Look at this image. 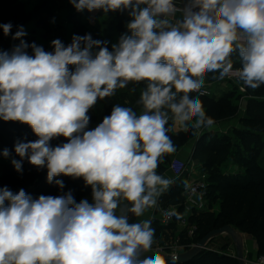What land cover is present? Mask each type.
I'll return each instance as SVG.
<instances>
[{"label":"clouds","instance_id":"clouds-1","mask_svg":"<svg viewBox=\"0 0 264 264\" xmlns=\"http://www.w3.org/2000/svg\"><path fill=\"white\" fill-rule=\"evenodd\" d=\"M69 2L77 11L130 9L131 35H122L111 51L86 34L73 35L67 46L54 39L48 52L26 43L20 26L13 36L19 45L0 51V119L25 123L38 137L16 143L21 160L12 164L18 172L27 158L48 169L49 183L60 174L82 177L92 202L77 203L71 192L33 199L23 189H0V264H167L159 254L144 255L154 241L151 220L129 223L115 210L124 199L140 217L172 183L156 171L176 150L165 108L185 131L213 123L199 97L189 95L202 88L205 73L229 74L231 54L238 51L240 80L253 89L264 84V0H189L183 22L166 31H156L167 24L158 17L175 11L173 0ZM0 28L8 35L12 25ZM143 80L149 84L140 98L142 114L116 105L86 130L98 99ZM60 136L68 142L51 146ZM2 154L10 155L7 149Z\"/></svg>","mask_w":264,"mask_h":264},{"label":"trees","instance_id":"trees-1","mask_svg":"<svg viewBox=\"0 0 264 264\" xmlns=\"http://www.w3.org/2000/svg\"><path fill=\"white\" fill-rule=\"evenodd\" d=\"M187 2L189 0H175ZM79 12L69 0H0V25L11 23L12 28L8 35H5L3 28H0V51L11 53L13 36L23 27L26 35L22 39L31 45L43 47L45 50L54 39L62 35L61 29L54 32L53 22L57 16L64 18L70 26L68 34L84 36L90 34L94 40L106 42L109 51L114 44H118L120 37L126 34L127 25L131 21L130 10L105 12L103 20L94 28H88L79 21ZM79 16V17H78ZM30 23V25H28ZM33 24V25H31ZM26 25L28 28H26ZM170 30V28H158L156 31ZM121 36L114 40L113 35ZM41 37L44 42H37ZM35 40V41H34ZM72 40V39H71ZM49 43L47 44V42ZM52 46V45H51ZM98 49H93L95 53ZM29 55H33L32 49H27ZM233 68L241 69L242 61L239 52H233L230 57ZM70 70L75 66L69 65ZM220 71L205 73L204 80H215ZM240 82L243 83L242 80ZM148 80L129 81L123 88H117L114 95L98 99L92 107L93 113L88 114L90 122L86 130L94 129L102 122L105 116L111 114L113 106L131 108L136 114L144 111L140 102L142 92L147 90ZM246 106L243 108V115L239 118L241 125L233 128V135L206 132L194 141L192 158L200 162L201 168L206 172L208 183V205L209 210L203 211L191 217V222L196 223L197 230L192 239L198 242L209 231L223 225H229L235 230L248 234L257 242V256L264 254V84L253 89L246 86ZM173 91L175 89L173 88ZM240 94V95H239ZM183 93L177 94V98ZM191 97H199L207 117L212 121H222L235 118L240 113L241 99L243 94L236 90L224 93L220 98L213 96H201L195 93ZM169 121L166 127L167 133L176 150L194 140L196 130L191 126L187 132L172 130L173 114L167 108ZM227 121V120H226ZM208 126V125H206ZM38 137L31 127L19 121H4L0 119V189L7 188L13 194L23 189L33 199L45 196H60L71 192L77 203L82 199L92 202V189L86 185L84 179L74 178L60 174L48 182L46 167L39 168L29 163L25 158L22 161V171L18 172L12 160H21L15 152L17 142H34ZM67 138L60 136L51 140V146L67 143ZM10 153L8 157L3 156V150ZM171 154H165L157 168V174L161 175L166 169ZM236 165L239 172L229 170L230 166ZM56 180L63 182L61 188L55 183ZM182 187L175 184L164 194L162 205L179 204L182 200ZM5 201V206L8 205ZM211 206L217 210L212 211ZM181 212V208L179 209ZM159 232L155 233L160 237ZM230 239L225 236V242L221 249H203L192 260L184 264H239L236 257H233L227 250ZM209 247V246H208ZM225 250V251H224ZM167 264H179L167 261Z\"/></svg>","mask_w":264,"mask_h":264},{"label":"built area","instance_id":"built-area-1","mask_svg":"<svg viewBox=\"0 0 264 264\" xmlns=\"http://www.w3.org/2000/svg\"><path fill=\"white\" fill-rule=\"evenodd\" d=\"M173 5L175 11L170 14L161 15L158 19L166 20L171 27H179L185 18L186 6L188 3L173 0ZM140 7H144V5H141ZM86 11L88 10L85 9L77 12L84 13ZM238 70L239 69H232L229 74L223 76V79L236 84L239 91L243 94L242 97L245 98L247 97L245 95L246 87L244 83L240 82ZM219 83H221L219 80H204L202 88L199 91H194L192 93L201 96H215L217 94V89L220 86ZM169 167L176 175H181L185 171H190V169L193 168V165L186 167L180 160L172 158ZM207 186L206 174H202L196 181L182 186L181 194L183 200L179 204H160L158 206L160 223L165 230L161 233L158 241L153 242L152 248L145 253L176 256L196 244V242H193L190 239L195 235L197 225L196 223L191 222L190 219L196 214L209 210ZM157 187L159 188V186ZM180 208L182 210L181 212L179 211ZM172 211H175L176 215L169 216L168 213ZM208 249L212 250L209 247ZM228 252L235 257V250L228 249ZM250 262L251 264H264V254L258 255Z\"/></svg>","mask_w":264,"mask_h":264},{"label":"crops","instance_id":"crops-1","mask_svg":"<svg viewBox=\"0 0 264 264\" xmlns=\"http://www.w3.org/2000/svg\"><path fill=\"white\" fill-rule=\"evenodd\" d=\"M213 81H215V80H213ZM216 81H218V80H216ZM245 87H246V85H245ZM224 90H225V88L223 89V91ZM245 95L247 97L241 99V102L243 100H245L246 98L251 97V95L247 94V90H246ZM140 114H142V112L137 113V115H140ZM240 117H238V118H240ZM181 129L182 128H177V122L174 121L173 125H172V130L176 133V132L180 131ZM190 142H192V141H190ZM191 144L192 143H187L186 145L182 146L179 150H175L174 153H171V156L169 157V160H168L167 169L161 174V176L164 177L165 179L171 180L172 183L168 186L167 189L163 190L162 193L157 197V203L154 207L148 208L142 216L136 217L134 214H132L128 211V209L131 207L130 203L124 199H121L120 203H119V207L115 210L116 214L117 215L127 214L129 216V223H136V222H140L143 220H151V227L155 230V233L159 232L158 234H159V236H161V233L165 229L162 227V225L160 223V215L158 213V206L160 204H163L162 201L164 199L165 192L167 190H170V188L173 187V185L175 186V184L179 185V187H182L185 184L196 181L202 174H206L205 170H203L201 168L200 162L197 159L192 158L193 146L191 147ZM172 158H176L178 160L181 159L184 161L189 160L192 163L191 165H193V168L190 169V171L183 172L181 175H176L169 167L170 161ZM229 169L233 172H239L240 171L236 165L230 166ZM211 210L212 211L217 210V207L214 206V208ZM224 236H226V235H224ZM224 236H223V238H225ZM159 238L160 237H158V236H156V234H154V241L153 242L158 241ZM242 242H243V254L245 257V264H251L250 261L254 260L257 257V249H258L257 248V242H256L254 237H252L248 234H245V233H242ZM230 246H232L233 247L232 249L235 250V247L233 246L231 240L229 242V247ZM209 248L212 250L218 249L217 247H213L210 245H209Z\"/></svg>","mask_w":264,"mask_h":264},{"label":"rangeland","instance_id":"rangeland-1","mask_svg":"<svg viewBox=\"0 0 264 264\" xmlns=\"http://www.w3.org/2000/svg\"><path fill=\"white\" fill-rule=\"evenodd\" d=\"M78 14L80 16V17L78 16L80 22L85 24L88 28H94V27H96L99 24V22L101 20H103L105 12L102 9H96V10H93V11H86L84 13H78ZM66 23H67V21L64 18H62L60 16H57L55 18L53 24H52L53 27L55 28L54 32H56L58 29L62 30L61 31L62 35L59 36V40H61L62 43L65 46L69 45L71 43V41H72L71 40L72 38L68 34V32L70 31L69 30L70 26H69V24H66ZM28 25H30V23H28ZM31 25H33V24H31ZM161 27H163V28H171V25L167 22V24H164ZM26 28H28L27 25H26ZM126 34L131 35L129 30H127ZM120 36H121L120 34H116L115 33V35H113L112 38L114 40H116ZM36 41L37 42H42V41L44 42V39L41 38V37H38ZM19 43H20V40L17 39L16 41L13 42L12 47L14 48L15 46L19 45ZM48 43H49V41L47 42V44ZM51 45L52 44L49 43V45L47 46L45 51H48V52L53 51V47ZM223 76H221V73H219L217 78H214L215 80L221 81V83H219V85H220L219 87L220 88L217 89V94L215 96H213L215 99L220 98L224 93H227V92H229L231 90H236V91H238V93H240L238 86L236 84L232 83V82L224 80ZM209 81H212V80H209ZM224 88H225V90L223 91ZM239 108H240V111H239L240 113H238V116L235 117V118L226 119L227 121L226 120L214 121L211 125L202 126L200 128H193L194 130H196L197 133H196V136H195L194 140H192V142H189V143H192L191 147L194 145L195 139H197L199 136L203 135L206 132H210V133L214 132V133H218V134L222 133V134H225V135H228V136H232L233 135V128L239 127L241 125V123L239 122V118L238 117L243 115V111H242L243 108L242 107H239ZM90 113H93V109L92 108L89 110V112L87 114H90ZM173 122H174V119H173ZM177 128H182L180 131H184V132L188 131V130L185 131L183 129L182 125H180L179 123H177ZM179 160L181 161V163H184L186 167H188V166H190L192 164L189 160H185V161L181 160V159H179ZM209 206H210V204H209ZM211 207H212L211 209L214 208V206H211ZM224 235H226V234H224ZM224 235H220V236L214 238L210 242L209 245L213 246V247H217L218 249H216V250L218 251L219 249L222 248V246H223V244L225 242V238H223ZM226 237H227V235H226ZM232 248H233L232 246H230V247L228 246L229 250H231Z\"/></svg>","mask_w":264,"mask_h":264},{"label":"water","instance_id":"water-1","mask_svg":"<svg viewBox=\"0 0 264 264\" xmlns=\"http://www.w3.org/2000/svg\"><path fill=\"white\" fill-rule=\"evenodd\" d=\"M246 106V100L241 102V107ZM226 234L230 238L233 246L235 247V257L238 259L239 264H245V257L243 254V242H242V233L235 230L229 225H223L219 228L213 229L206 233L195 245L190 247L184 252L177 254L176 256H170L165 254H159L166 257L167 261H173L172 257H175L176 263L184 264L192 260L196 255H198L203 249H208L210 242L220 236ZM144 255L152 256L156 255L153 253H144Z\"/></svg>","mask_w":264,"mask_h":264}]
</instances>
